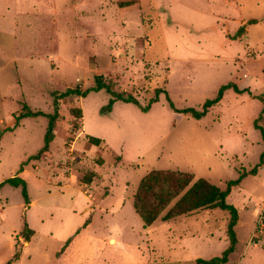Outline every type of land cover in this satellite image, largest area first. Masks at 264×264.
Returning a JSON list of instances; mask_svg holds the SVG:
<instances>
[{"label":"rangeland","instance_id":"1","mask_svg":"<svg viewBox=\"0 0 264 264\" xmlns=\"http://www.w3.org/2000/svg\"><path fill=\"white\" fill-rule=\"evenodd\" d=\"M240 28L244 31L238 34ZM246 70L253 74L248 80L263 89L264 0H140L123 8L115 0H0V108L9 111L0 114V135L7 133L0 148V181L14 176L23 158L24 168H36L37 161L45 160L41 166L61 182H70L74 173L72 180L84 185L80 178L89 171L96 174L84 187L88 193L79 186L32 179L28 194L36 203L31 208L24 206L20 187L1 186L0 264L14 257L15 237L25 219L36 232L21 260L12 264H59L76 238L74 227L84 220V213L72 210L112 188L107 200L99 196L91 202L104 206L109 223L121 218L122 212L111 210L125 184V214L129 222L139 223L137 236L149 247V260L138 264H193L192 251L185 250L168 228H143L133 205L135 190L153 169L188 171L195 179L203 177L226 189L230 180L255 164L259 146L238 138L231 142L225 132L236 125L237 112L254 142L259 131L249 118L256 115L254 122L264 125V95L253 102L228 96L196 119L177 112L165 92L147 111L135 103L113 101L104 89L72 94L59 100L55 139L37 160L29 156L43 145L48 118L20 117L11 131L14 135L9 128L25 105L53 112L54 93L92 87L97 74L113 90L133 94L143 106L162 88L176 108H185L202 105ZM73 108H81V113L73 114ZM88 136L105 143L93 145ZM242 150L245 158H236L235 152ZM243 179L228 197L237 208L247 206L241 214L239 243L222 264H264V228L259 230L263 222L258 217L264 206V170ZM202 216L198 225L204 236L219 240L205 248V257L220 256L226 249L229 214L220 210ZM165 221L160 218L156 224ZM186 224L178 220L172 226L181 234Z\"/></svg>","mask_w":264,"mask_h":264},{"label":"crops","instance_id":"2","mask_svg":"<svg viewBox=\"0 0 264 264\" xmlns=\"http://www.w3.org/2000/svg\"><path fill=\"white\" fill-rule=\"evenodd\" d=\"M50 59L51 58H49V61H50ZM12 60H17V57L16 56L13 57ZM246 73H250V76L246 77L245 76ZM252 76H253V74L249 70H246L243 73H241L239 78H234V79L232 78L231 81H229V82L235 83L241 90H244V91L243 92H236L233 89H228L225 92L223 99L218 104H220L222 101H225L228 96L231 98L233 97L236 100L241 99L242 100L241 102H253L258 97L264 95L263 93H261L262 90L264 91V88L259 89L252 84V82H253L252 80H248ZM17 83L19 85H21L18 80H17ZM229 91H233L232 92L233 94H228ZM21 97H23V94L20 96V99H21ZM243 99H245V100L243 101ZM262 100H263V106H264V98ZM18 102H19V99H18ZM261 111H263V110L261 109ZM0 112H1L0 114L6 115L9 111H4L2 108H0ZM23 112H24V110H23ZM23 118L27 119L29 117H23ZM233 118H234V123L236 125L234 127L228 128L226 130V132H225L227 135L226 138H228V140L231 142L235 138H238V139H241V141L245 140V141L251 142L252 145H254V143H256L259 146L258 153H257L258 159L255 161V164H254V165H256L260 160L262 152L264 151V143H263L264 140L262 138L261 129H260V128L264 129V125H262L260 123L258 126L254 122L257 120L256 115H253L252 117L249 118V124L254 125V128H255L254 130H256V132L259 131V134L257 135L256 140L254 142H252L253 140L251 138H249V129L245 124L242 123V120H241L242 118H240V116L237 114V112L235 113ZM15 126H17L16 123L14 124V126H12V128H9L10 132H8V133H12L11 131L13 130V128ZM19 133L20 132L18 131V134H16V135H19ZM6 134L7 133H3L2 135H0V148H1L2 144H4V137L6 136ZM12 134L14 135V133H12ZM43 137H42V139H43V143H44ZM244 152L245 151H243V150L240 152H237V153L235 152V155H236L235 157L236 158H238V157L245 158L246 153H244ZM237 154H239V155H237ZM22 160L20 161L19 166L16 168L17 172L14 174V176L17 174H23L25 176L28 184L31 183L32 179L35 182L40 181L42 179H46V181H49L50 183H52L54 181L56 185L79 186L80 189H83L85 193L89 192V190L85 189L84 187H87L90 183H84V185L76 184L72 180V179L77 177V175L74 173H72L71 177H69V181L71 179L70 182H68L67 180H66L67 183L64 180H63L64 182H61L59 180L60 179L59 177L54 178V177L49 175L47 167L41 166V165H43L42 162L45 160L37 161L38 163H40V165H38L36 168H33V167L32 168H24L25 162H22ZM22 164H23V170L20 171ZM254 165L253 164L248 165V167L245 168V170H244L246 172L245 176L252 174V173H250V170L254 167ZM245 176H244V178H245ZM4 180L5 179H3L2 181H4ZM242 180H244V179H242ZM2 181H0V183ZM240 183H242V181ZM240 183L237 185H240ZM123 189L124 190L122 191V194L118 198L117 202L112 203L113 208L111 211L112 212H116V211L122 212L124 216L121 218H117V219L114 218L111 220L110 223L107 220H105V218L103 216L102 210L104 209V206L103 205H97V204L93 205L91 202V201L98 200V198L100 196L99 192H97L98 196H96L97 195V193H96L94 196H91L90 201H88L87 203L85 202V204H81L80 207H77V209L72 210L73 213H75V212L84 213V217H83L84 220L82 219L81 223L79 225H77L76 227H74L73 232L75 233L76 238L73 241H71V243L69 244V246L67 248L68 254L64 257L65 259L61 260V262L59 264H138V262L149 260L150 257L147 256V254H149V252H148L149 247L144 240L140 241V239L137 236L138 232H139V229H138L139 223L137 222L138 226H136V224L134 225L132 222H129V220L127 218V216H128L127 212L125 214V207H126V201L128 199V190H129L128 184H125ZM108 190H109V193H107L103 196H100V197L107 200L110 197L111 193L113 192L112 188H109ZM233 190H234V187L232 188L228 197L231 196ZM228 197H227V201H228ZM29 200H30V202L28 204L24 201V206L26 208H31L36 203V200L32 199L30 196H29ZM133 205H134V197H133ZM243 208L246 209L247 206L244 205V207H238L237 208L238 213H239V220H238V223L235 227L237 237H238V228L241 226V220H242L241 214H242ZM220 210H221L220 208L201 209V210H197V211L192 212V213L187 214V215L178 216L176 218L167 220L165 222H161L162 224H156L159 221V219H158L151 226L147 227V229H160V230H162L165 226L166 228H168V230L171 234H174V236H176L179 239V241L181 242V244L183 245V248L185 250H187L189 252L192 251V253H193V254H191L192 260L196 261L198 258L210 259L212 257H205V252H206L205 248L208 249L209 247L215 246L219 240H216L212 236H208V237L204 236L203 226L198 225V222H201V220L203 219L202 215L204 212L210 214V213H216L217 211H220ZM3 211H4V207L1 206L0 215L3 214ZM106 211H108V209H106ZM263 212H264V206L261 208V211H260L258 217H260V215ZM129 213H132V212H129ZM132 217L134 218V220L136 222V218L133 216V214H132ZM178 220L184 221L185 223H187L186 226L184 227V230L181 232V234H178V232L172 226V223H174L175 221H178ZM25 221H27V220L25 219ZM193 221L196 223V225L193 224ZM42 222H44V221H42ZM257 225H258V219H257L256 225H255V231H256ZM143 228L146 229L144 227V223H143ZM31 229L34 231V234H35L36 231L33 228H31ZM19 232L16 231L15 233H19ZM34 234L31 236V239L29 241L23 243V246L21 248L20 257L18 259L14 260L15 262L21 260V257L23 256L25 249L31 243V241L34 237ZM49 234L54 236V231L50 230ZM226 234H227V231H226ZM13 237H14V235H13ZM253 237H254V233L251 235V241H252ZM18 239H19V236H18ZM18 239L15 237V241H14L15 252H16V244H17ZM69 239L71 240V237ZM224 243H225V246L227 248V246L229 244L228 236H225ZM238 243H239V240H238ZM64 247H66V245ZM237 247H238V244H237ZM237 247H236V249H237ZM60 251H61L60 249L55 250V255L58 256L57 254ZM234 252H232V253H234ZM230 255H229V257H230ZM212 256H214V255H212ZM47 264H50V263H47Z\"/></svg>","mask_w":264,"mask_h":264},{"label":"trees","instance_id":"3","mask_svg":"<svg viewBox=\"0 0 264 264\" xmlns=\"http://www.w3.org/2000/svg\"><path fill=\"white\" fill-rule=\"evenodd\" d=\"M138 2H140V0H115V4L121 8L132 6ZM243 31L244 29L240 28L238 34ZM102 89L112 95L113 101L122 100L125 102L135 103L140 105L144 111L149 110L153 103L159 100L160 94L165 92L170 105L176 109L177 112L189 114L196 119H201L214 105L218 104L223 99L224 94L228 89H233L236 92L244 91L241 90L235 83L227 82L219 87L217 94L213 98L207 99L202 105L198 107L176 108L167 93V90L157 88L155 90L154 97L150 99L147 105L143 106L133 94L113 90L109 84L104 82L103 75L97 74L95 76V85L92 87L85 90H82L79 87L69 88L63 92L54 93L53 112H44L38 109L32 110L29 106H24V112L16 118V125L19 122L20 117L45 116L48 118V125L44 135L43 146L35 154L30 155L29 158L36 160L40 159L44 153L49 151L50 144L55 139L56 122L60 116V99L68 97L72 94L85 96L90 92L100 91ZM71 111L73 114L79 115L81 113V108H73ZM260 129L264 140V129ZM88 139L91 144L96 146H101L105 143L104 139L95 136H88ZM263 162L264 151L261 154L259 162L250 170V173L256 174L258 169L261 168ZM23 164L20 171L23 170ZM95 175L94 171H89L82 178H80V180L83 183H91ZM245 175L246 172L242 173L239 178L230 180L227 188L222 189L206 178L201 177L195 179V175L188 171L175 169H153L141 179L137 186L134 193V208L141 217L145 228L151 226L160 218L163 220H170L201 209L220 208L221 210L228 212L229 219L227 224V236L229 244L227 248L220 256H214L210 259L198 258L193 263L222 264L228 261L229 255L236 250L238 244L235 227L239 220V213L237 207L227 201V197L230 194L232 187L239 184ZM5 184L20 187L25 202L27 204L30 202L28 183L23 174H17L13 177L5 179L0 183V187ZM33 234L34 231L29 227L27 221H25L24 227L20 232L19 239L17 240L14 257L6 264H12L14 260L20 257L23 243L29 241Z\"/></svg>","mask_w":264,"mask_h":264},{"label":"built area","instance_id":"4","mask_svg":"<svg viewBox=\"0 0 264 264\" xmlns=\"http://www.w3.org/2000/svg\"><path fill=\"white\" fill-rule=\"evenodd\" d=\"M245 76L246 77H249L250 76V73H246ZM261 168L264 170V162H263ZM259 222H263L261 228L259 227V230L262 231L263 228H264V212L260 215Z\"/></svg>","mask_w":264,"mask_h":264}]
</instances>
